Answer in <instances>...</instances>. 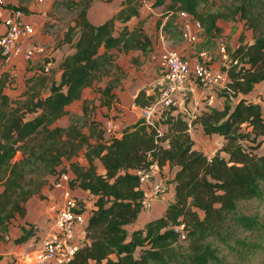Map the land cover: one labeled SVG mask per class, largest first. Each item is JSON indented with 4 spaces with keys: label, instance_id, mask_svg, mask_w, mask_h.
<instances>
[{
    "label": "trees",
    "instance_id": "1",
    "mask_svg": "<svg viewBox=\"0 0 264 264\" xmlns=\"http://www.w3.org/2000/svg\"><path fill=\"white\" fill-rule=\"evenodd\" d=\"M93 1H52L48 15L61 22L58 44H67L70 51L54 66L46 65L48 59L35 66L19 93L5 91L13 77L0 72V242L8 240L9 223L16 214L24 215L26 202L41 193L51 177L69 171V186L86 191L93 206L82 243L68 264H220L214 238L227 241V226L232 224L248 230L259 227L255 216L237 213L236 208L240 200L261 196L264 180V148L257 152L264 143V110L247 96L257 83H264V0H154L161 17L166 16L167 30L180 31L176 17L186 10L209 37L223 34L219 19H238L252 40L241 33L239 43L227 48L229 58L221 64L228 76L219 89L224 97L221 108L210 105L188 119L172 105L150 119L140 116L120 135L108 137L96 133L98 121L90 120L86 105L66 126L57 120L86 87L102 78L106 81L96 90L109 103L125 74L116 63L118 55L135 49L146 52L151 37L146 18L140 17L146 0H122L99 23L88 17ZM55 24L47 20L43 28ZM153 99L140 90L134 100L143 106ZM261 99L264 102V95ZM199 125L208 134L224 137L211 156L194 147L190 128ZM81 150L86 164L77 159ZM152 163L161 173L167 163L176 166L174 198L162 215L129 230L142 210L143 189L136 170ZM82 201L86 200L79 197L84 208ZM180 223L183 231L175 228ZM32 234L30 229L13 242Z\"/></svg>",
    "mask_w": 264,
    "mask_h": 264
},
{
    "label": "crops",
    "instance_id": "2",
    "mask_svg": "<svg viewBox=\"0 0 264 264\" xmlns=\"http://www.w3.org/2000/svg\"><path fill=\"white\" fill-rule=\"evenodd\" d=\"M8 4L21 6L24 10V18L26 21L32 22L35 25L34 34L25 40V47L31 45H39L43 47L42 51H36L35 55L31 59H26L23 54H12L2 61L0 58V72L6 70L10 74L15 75L5 86V91L10 95L19 93L23 86V79L25 75L31 73L35 66L43 64L47 59L46 65L54 66L64 54L68 53L70 49L67 44H58L61 37L62 30L58 25V29L51 31L49 27L47 30L43 28L45 21L52 19L48 15V10L51 7L53 0H6ZM122 0H95L91 3L88 9V17L93 23H99L111 16L120 6ZM154 0H146L140 8V17L146 18L145 28L151 37V44L146 52L140 49L130 50L126 53H121L116 59L118 66L124 69V76L120 79V82L114 88V97H109V103H105L106 96L96 90L97 86L104 85L106 78H102L99 82L92 86H88L84 89L83 95L79 99L73 100L67 105L68 112L57 120V124L66 126L69 123L70 116L81 115L83 113V105L87 107V115L91 119L98 121V125L95 126V131L98 135H104L108 137L105 132V122L108 119L113 121V127L117 135H120V130L134 123L141 116V106L135 103V97L140 90H144L146 94L156 96V90L164 81L162 70L158 64V56L166 49H175L181 57L189 60H194L201 49H208L210 52V60L208 63L214 67H221L222 60L218 50L207 47H196V43H191L184 40L180 34V31H170L163 28V23L166 21V16L161 17V8L153 6ZM50 18V19H49ZM134 19L131 20V22ZM178 20V17H176ZM161 21V22H159ZM57 24V23H56ZM55 24V25H56ZM217 24L222 28V33L226 34L231 31L228 36L229 48H234L239 43L241 33H244L245 40H252L251 33L248 35V30H244L242 23L238 19L224 20L219 19ZM233 26V28H232ZM0 26V30H2ZM232 28V29H231ZM59 32V33H58ZM59 34V36H57ZM203 38L214 39L205 35L203 32ZM44 53L45 57L41 54ZM60 72L56 73L59 77ZM198 80L192 79L186 85V87L178 93L176 97V104L174 105L175 113H180L184 117L194 116L205 108L201 97L204 90L199 88ZM263 85L264 83H257V85ZM191 92V99L185 104L183 98L186 90ZM185 93V94H186ZM189 93V92H188ZM190 94V93H189ZM213 94L212 106L221 108L224 103V97ZM264 95V93H262ZM200 104H197V103ZM206 102V101H205ZM89 122L84 125L85 131H88ZM164 128V126H163ZM196 131L205 132L199 125L195 129H190L191 137L194 141V147L199 149L201 141L197 139ZM205 134V133H204ZM208 133H206L207 135ZM213 139L219 140L214 145L215 149L220 143L224 142V137L213 133L208 134ZM211 144V143H209ZM212 145V144H211ZM214 149V150H215ZM216 151V150H215ZM213 151V152H215ZM77 159L86 164L87 160L81 150ZM65 164L68 161H64ZM99 166V170L102 171L100 162L96 160ZM173 167V168H172ZM176 166H170L168 163L162 168V175L164 176L165 191L158 195L152 202V206L148 210H141L135 222L129 224L128 229L143 226V224L149 219L162 215L166 205L174 198V183L173 173ZM170 178V179H169ZM169 180V181H168ZM53 177L50 178V182L45 184L41 190V193L33 195L26 202V211L24 215L16 214L9 223L8 227V240L0 242V254H3L9 260H13V264H35L25 262L27 257H33L35 251L41 246L43 238L50 230L54 216L60 206L63 203V189L61 187L54 186L52 184ZM149 186V183L141 184V188L145 189ZM74 193L87 195V192L75 187ZM91 208V205L86 204ZM34 224L33 233L29 238L20 243H14L13 238L20 236L21 234L30 230ZM80 236L84 237V231H80Z\"/></svg>",
    "mask_w": 264,
    "mask_h": 264
},
{
    "label": "built area",
    "instance_id": "3",
    "mask_svg": "<svg viewBox=\"0 0 264 264\" xmlns=\"http://www.w3.org/2000/svg\"><path fill=\"white\" fill-rule=\"evenodd\" d=\"M24 10L8 4L6 0H0V58L12 54H23L26 59H31L36 51H42L43 47L31 45L25 47V40L35 32V25L26 21ZM178 27L184 40L195 43L203 33L201 22L186 10H179ZM222 64L229 58L226 39L223 34L215 38ZM210 52L201 49L194 60L181 57L173 48L161 52L158 56V64L162 70L164 81L161 84L158 99L141 106V116L150 119L156 116L162 109L169 108L176 103V97L192 79L198 80L206 87H224L228 81L225 70L221 67L214 68L209 63ZM207 103H212L213 94L207 96ZM105 132L108 136L116 134L113 121L106 120ZM140 184L149 183L143 189L141 209L148 210L153 200L165 191L164 176L156 163L147 168L136 170ZM70 172H61L53 176L52 184L63 189V203L56 212L52 226L42 240L41 246L35 251L33 257H27L25 262L35 264H68L82 243L83 237L80 231H84V225L89 213V207L78 202V194L69 186ZM184 224L176 225V230L183 231ZM182 236L184 234L182 233ZM8 237V236H7ZM0 264H4L0 258Z\"/></svg>",
    "mask_w": 264,
    "mask_h": 264
},
{
    "label": "rangeland",
    "instance_id": "4",
    "mask_svg": "<svg viewBox=\"0 0 264 264\" xmlns=\"http://www.w3.org/2000/svg\"><path fill=\"white\" fill-rule=\"evenodd\" d=\"M53 19H54L52 20L53 23H57V24L49 26V29H51V31H53L54 29L57 30L58 25L61 24V22L59 21L57 17ZM248 31H249L248 35H250V30ZM230 33L231 31L229 33L224 34V37L226 39V46L228 50L230 48H229V43H228L227 38ZM202 34L200 36V39L197 42H195L196 47H200V48L207 47V48H214L215 50H218L216 40L208 39L205 37L203 38ZM41 54L45 57L44 53H41ZM2 58H3L2 59L3 62H5V59H8V57H2ZM14 76L15 75H12V77ZM196 82L199 88L204 90L203 96L200 99L201 101H204L202 104L203 106L207 107L211 105V103L210 104L207 103V100H206L209 93H214L215 95H218L217 98L222 96L220 93V90L222 89L221 87L220 88L218 86L206 87L205 85H203L202 82L200 81H196ZM159 87H161V85ZM156 92L157 93L153 101H156L158 99L160 88H158ZM188 92L186 93V90H185L184 95H183L185 96L183 98L185 104L188 103L191 99V92L190 91ZM262 93H264V86L259 84L247 96L249 98L254 99L255 101H259L262 104V107L264 110V102L261 99V96L263 95ZM231 102L233 103V99L231 100ZM197 104H200V103L198 102ZM160 112L161 110L158 112V114ZM193 117L194 116L192 117L189 116V118L191 119ZM191 128L195 129L196 127H191ZM196 134H197L196 136L197 139L201 141L199 149L202 150L208 156L213 155L214 154L213 151L220 148V146L223 144V143H220L215 149L214 145L219 142L217 138L213 139L211 136H208V134L206 135V132L199 133V131H196ZM209 143H211L212 145ZM263 148H264V143L262 144L261 147L257 149V152L259 154L262 153ZM173 172L174 171L171 169L170 173H173ZM78 197H81L82 199L84 198L86 200L84 202L82 201V204L91 205L93 201V199H90L88 195L86 196L81 193L78 195ZM236 212L250 214V215L255 216L257 220L259 221V227L256 230H248L238 224H232L231 226H227L228 229L231 231V233L229 234L231 238L228 237V239H226L227 241H221V240H217L216 238H214L212 241L215 247L217 248V254L221 259L220 264H264V180L261 181V196H258V197L255 196L249 199L240 200L237 204ZM31 227L32 228L30 229L34 230V224ZM182 243L183 245H186L187 240L183 241ZM0 258L3 259L4 264H13V260L7 259L6 257H4L3 254H0Z\"/></svg>",
    "mask_w": 264,
    "mask_h": 264
}]
</instances>
